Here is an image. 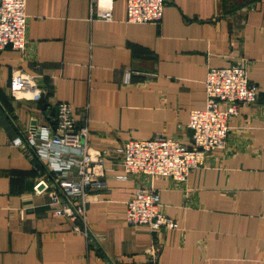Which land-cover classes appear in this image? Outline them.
Segmentation results:
<instances>
[{
  "label": "crops",
  "instance_id": "0c3cea01",
  "mask_svg": "<svg viewBox=\"0 0 264 264\" xmlns=\"http://www.w3.org/2000/svg\"><path fill=\"white\" fill-rule=\"evenodd\" d=\"M164 1L154 24L128 22L126 0L113 1L112 20L92 14L91 0H27L25 49L0 51V264H264V0ZM239 63L260 92L230 118L225 147L185 182L127 175L117 149L157 135L191 146L209 69ZM19 72L34 76L41 99L13 96ZM61 101L108 164L85 222L54 213L35 192L46 167L11 143L51 124ZM140 187L158 191L178 229L126 223Z\"/></svg>",
  "mask_w": 264,
  "mask_h": 264
},
{
  "label": "built area",
  "instance_id": "2783aa9c",
  "mask_svg": "<svg viewBox=\"0 0 264 264\" xmlns=\"http://www.w3.org/2000/svg\"><path fill=\"white\" fill-rule=\"evenodd\" d=\"M114 0H91L92 14L112 20ZM127 21L161 23L164 0H126ZM27 0H0V51L7 46L24 50L28 15ZM206 107L191 112L189 129L192 145L165 135L150 139H129L117 150L127 175L169 177L187 181L202 166L210 152L223 149L230 131L229 121L239 105L257 100L260 88L251 83L243 63L210 68L205 81ZM14 97L39 100L45 91L29 73H15L10 82ZM49 125H31L11 143L41 161L47 177L35 185V192L46 191L55 205L54 213L85 222L89 191L100 187L108 170L104 153L91 147L89 130L80 126L72 105H56ZM126 223L147 227L154 232L176 230L179 223L160 209V194L154 188L140 187L126 203ZM158 250V249H155Z\"/></svg>",
  "mask_w": 264,
  "mask_h": 264
},
{
  "label": "rangeland",
  "instance_id": "374dc122",
  "mask_svg": "<svg viewBox=\"0 0 264 264\" xmlns=\"http://www.w3.org/2000/svg\"><path fill=\"white\" fill-rule=\"evenodd\" d=\"M231 1H235L236 4H238L239 2L244 4L245 2H248L250 0H231Z\"/></svg>",
  "mask_w": 264,
  "mask_h": 264
}]
</instances>
